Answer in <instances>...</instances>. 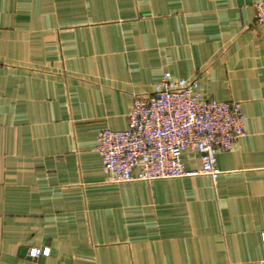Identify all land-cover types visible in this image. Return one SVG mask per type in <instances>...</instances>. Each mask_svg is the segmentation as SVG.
Here are the masks:
<instances>
[{
    "label": "crops",
    "instance_id": "obj_1",
    "mask_svg": "<svg viewBox=\"0 0 264 264\" xmlns=\"http://www.w3.org/2000/svg\"><path fill=\"white\" fill-rule=\"evenodd\" d=\"M261 1L0 0V264H264ZM167 71L240 101L248 135L216 180L110 181L98 132Z\"/></svg>",
    "mask_w": 264,
    "mask_h": 264
},
{
    "label": "built area",
    "instance_id": "obj_2",
    "mask_svg": "<svg viewBox=\"0 0 264 264\" xmlns=\"http://www.w3.org/2000/svg\"><path fill=\"white\" fill-rule=\"evenodd\" d=\"M255 21L264 23V1L256 5ZM124 130L102 129L95 150L112 182L152 181L197 174L216 180L219 153L231 151L248 135L242 103L206 98L197 78H174L167 71L153 92L136 94ZM200 155L202 167L191 170L183 156ZM264 246V231L262 232ZM49 248H32L35 258Z\"/></svg>",
    "mask_w": 264,
    "mask_h": 264
}]
</instances>
